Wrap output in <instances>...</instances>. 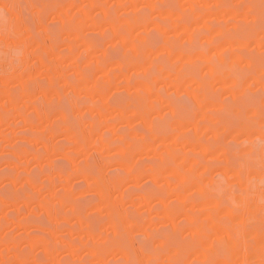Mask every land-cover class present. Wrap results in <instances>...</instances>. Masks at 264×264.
Listing matches in <instances>:
<instances>
[{
    "label": "rangeland",
    "instance_id": "374dc122",
    "mask_svg": "<svg viewBox=\"0 0 264 264\" xmlns=\"http://www.w3.org/2000/svg\"><path fill=\"white\" fill-rule=\"evenodd\" d=\"M260 15V0H0L32 53L0 65V261L259 264L260 155L241 169L229 145L261 134ZM207 171L252 182L239 215Z\"/></svg>",
    "mask_w": 264,
    "mask_h": 264
},
{
    "label": "clouds",
    "instance_id": "9594fccd",
    "mask_svg": "<svg viewBox=\"0 0 264 264\" xmlns=\"http://www.w3.org/2000/svg\"><path fill=\"white\" fill-rule=\"evenodd\" d=\"M49 38L54 41L59 40L60 32L49 34ZM31 55L32 53L29 51L28 41L21 39V37L8 26L7 20L0 21V65L5 66L6 70L21 68L25 60L29 59ZM229 147L237 150L236 159L239 161L241 169L246 167V161L249 160L251 156L256 155L257 151L259 152L261 161V188L264 187V132L261 131L260 136L251 141L245 140L240 144L229 145ZM242 149H250V152H243ZM231 179V177H225L222 173L213 171L205 172L202 177V180L205 181L204 187L209 196L230 192L232 193V203L235 206V196L239 195L245 197L247 191H251L252 182H248L246 191L230 183ZM141 243H143V241H141ZM221 248H226V242H221ZM145 250L148 252L154 251L153 249ZM155 251L159 250L157 249ZM131 261L136 260L132 259ZM0 264H13V261H0Z\"/></svg>",
    "mask_w": 264,
    "mask_h": 264
},
{
    "label": "snow or ice",
    "instance_id": "6c2138e0",
    "mask_svg": "<svg viewBox=\"0 0 264 264\" xmlns=\"http://www.w3.org/2000/svg\"><path fill=\"white\" fill-rule=\"evenodd\" d=\"M34 7L37 8H47L49 5H34ZM241 9L248 7L246 4H240L238 5ZM260 9H261V15H260V29L261 32L264 33V0H260ZM47 31L49 34L56 33L60 31L59 26L52 23L48 25ZM246 30L242 29L240 33H237V35L243 36L244 32ZM32 37L35 40H40L42 37L39 33L33 31ZM45 41L48 39V37L43 38ZM262 40H264V37H262ZM261 68H262V73H261V80L264 81V52H262L261 56ZM195 74V73H194ZM212 99H215V97H212ZM195 108V103L194 102H189L187 105H185L184 111L185 112H191ZM253 116H255V113H252ZM259 118H260V124H261V131L264 132V89L261 90V107H260V112H259ZM242 122L240 120H231L226 122L225 124V135H231V133L237 129L241 128ZM233 153V159L231 161L233 166H238L239 161L236 159L237 157V150L232 149ZM262 217H264V187H262ZM227 206L232 207L233 211L239 215L240 210L245 206V202L241 200L240 202H236L235 206L232 203L231 198L226 201ZM226 229L232 233V236L230 237V240H235L239 239V230L236 228L235 224L229 221L224 222ZM182 230V229H181ZM156 238H160L158 235ZM178 238V233L176 232H169L168 233V239L171 243H174ZM229 242H226V247L228 246ZM143 247L145 249H151V244L148 242H143L142 243ZM15 264V262H13ZM20 264H25V262H20ZM35 264V262H33ZM77 264H86L84 261L77 262ZM107 264H113V262L109 261ZM115 264H139L137 261H117ZM146 264H179V262H174V261H160L159 259H150L146 262ZM205 264H221V262L216 261V260H210L206 261ZM223 264H230V262L225 261ZM248 264H255V262H248ZM259 264H264V252H262V259L260 260Z\"/></svg>",
    "mask_w": 264,
    "mask_h": 264
}]
</instances>
